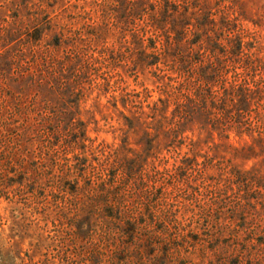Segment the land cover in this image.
I'll return each mask as SVG.
<instances>
[{"label":"rangeland","instance_id":"374dc122","mask_svg":"<svg viewBox=\"0 0 264 264\" xmlns=\"http://www.w3.org/2000/svg\"><path fill=\"white\" fill-rule=\"evenodd\" d=\"M207 1L216 21L227 15L246 45H254L250 52L260 48L259 57L263 58L264 0ZM110 4L112 0H0V17H5L8 24L21 18L23 31L30 35L28 45L34 50L48 47L51 53L61 54L75 46L89 47V52L90 48L99 51L122 46V58L109 59L98 70H89L73 96L63 100L76 120L83 123L84 130L83 145L68 156L78 155L97 164L105 155L115 153L140 169L147 187L154 192L150 202L134 203L144 214L143 222L132 227L127 221L119 223L126 229L130 247L135 241L129 235L141 233L146 238V264L164 254L167 257L161 264H264V186L260 187L261 194L253 195L258 213L247 240L244 237L249 230L237 226L241 220L227 218L226 208L224 214L215 211L217 206L213 203L218 197L214 191L221 186L217 177L223 166L229 164L242 171L257 167L263 173L264 150L257 146L251 155L240 150L251 144L256 146V123L264 128V110H259V117L251 113L247 120L250 125L242 127L243 132L235 126L226 131L213 129L198 119L167 124L162 117H170L172 104L164 113L160 108L155 113L153 107L155 103L163 106L159 99L167 98L165 91H170L174 83L167 76L173 73L162 63L151 64V59H143L139 53L130 55L133 26L125 30L116 26L114 15L107 9ZM92 28L96 34L90 33ZM147 44L145 40L142 48ZM8 73L16 76L14 69ZM260 75L264 76V70ZM247 127L250 131H245ZM198 168L202 175L197 174ZM107 175L113 188L127 179L120 168H108ZM98 176H106V172L78 166L74 175L62 178L59 184H34L17 167L12 169L6 182L0 180V264H67L58 253L62 227L51 212L67 208L63 198L85 200L89 186L95 185ZM133 184L131 178L124 191H132ZM222 196L231 206L232 194ZM86 228L88 235L81 243L97 242L99 227ZM116 231L112 228L110 233ZM106 259V255H101L95 262L92 257L86 264H108ZM115 262L128 264L126 254H117Z\"/></svg>","mask_w":264,"mask_h":264},{"label":"trees","instance_id":"16d2710c","mask_svg":"<svg viewBox=\"0 0 264 264\" xmlns=\"http://www.w3.org/2000/svg\"><path fill=\"white\" fill-rule=\"evenodd\" d=\"M211 8L207 0H112L107 6L116 26L124 30L133 26L130 55L139 53L143 59H151V64L162 63L173 73L167 76L174 82L171 90L165 91L167 98L159 99L162 107L155 103V113L158 108L164 113L172 104L170 117H162L167 124L198 119L213 129L226 131L235 126L243 132L242 127L250 125L247 120L251 113L259 117V110H264V76L260 75L264 57H259L260 48L250 52L254 45H246L227 15L216 21ZM19 12L16 11V17ZM18 19L8 24L5 17H0V180L6 182L9 172L16 167L34 184L42 181L59 184L62 178L74 175L78 166L83 170L105 171L106 176L96 177L95 185L89 186L85 200L63 198L67 208L51 212L62 227L58 238L61 260L67 264H86L92 257L97 262L98 256L106 255L108 264H116L117 254H126L128 264H146L143 259L148 249L146 238L141 233L129 235L135 241L130 247L126 229L119 223L127 221L132 227L143 222L144 214L134 203L150 202L154 192L147 187L140 169L115 153L105 155L97 164L78 155L68 156L83 145L84 130L83 123L76 120L63 100L73 96L89 70H98L109 59L122 58V46L103 47L99 51L90 48L91 52L89 47L75 46L61 54L51 53L48 47L34 50L28 45L30 35L23 31L22 19ZM90 33L96 34L94 28ZM56 40L58 43L59 38ZM145 40L148 44L142 48ZM245 46L248 48L244 49ZM147 49L150 51L146 53ZM10 69L15 70L16 76L9 75ZM256 131V146L243 147L240 150L243 154H255L257 146L264 150V128L259 122ZM108 168L124 170L125 182L113 188L107 177ZM220 170L217 179L221 186L213 190L219 197L213 202L217 206L215 211L222 214L227 211L230 220L240 219L237 226L249 230L244 237L247 240L253 233L249 227L258 213L252 199L256 198L253 195L261 194L264 171L257 167L242 171L229 164ZM197 174L202 175V169L198 168ZM131 178L133 190L124 191ZM227 192L234 197L231 206L227 197L222 196ZM84 212L86 216L80 215ZM92 213L97 216L92 218ZM111 218L117 222H111ZM93 225L99 227V240L82 244L88 235L85 227ZM112 228L118 233L111 234ZM166 257L167 254L157 257L151 264H161Z\"/></svg>","mask_w":264,"mask_h":264}]
</instances>
